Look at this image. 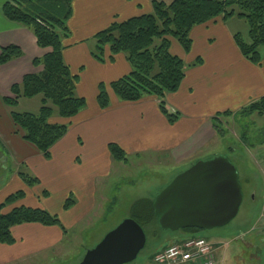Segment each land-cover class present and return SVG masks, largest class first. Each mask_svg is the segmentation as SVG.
<instances>
[{
	"label": "crops",
	"instance_id": "0c3cea01",
	"mask_svg": "<svg viewBox=\"0 0 264 264\" xmlns=\"http://www.w3.org/2000/svg\"><path fill=\"white\" fill-rule=\"evenodd\" d=\"M6 1L0 0V49L15 44L24 53L0 65V205L21 191L24 196L5 210L22 205L43 208L58 215L63 227L39 222L15 225L14 242H0V264H33L41 254L63 253L68 229L92 214L99 215L96 210L102 207L99 197H103L98 186L113 169L110 143L119 144L127 154L161 152L189 161L217 136L214 118L218 120V114L242 109L264 96V46L260 49L262 63L251 62L234 38L237 33L247 36L246 21L218 17L192 29L189 53L176 39L171 41V53L187 65L180 88L165 98L168 110L178 115L175 122L169 121L155 95H145L139 101L121 100L110 84L129 74L132 67L124 53L111 59L109 48L105 50V61L96 59L92 54L95 35L115 21L151 13L152 0H73L63 55L79 75L77 94L86 98L87 105L71 119L67 134L46 157L24 138L4 99L15 97L12 86L22 83L26 74L42 72L43 66H35L34 59L42 58L51 48H41L29 28L4 15ZM159 1L170 4L174 0ZM100 83L108 86L110 105L106 109L100 108L97 101ZM25 99L29 98H21L16 110L37 113L42 95L30 98L32 104L27 106L35 107L33 110L21 109ZM52 121L68 120L55 112ZM22 171L39 183L27 185L20 175ZM70 196L75 203L65 209Z\"/></svg>",
	"mask_w": 264,
	"mask_h": 264
},
{
	"label": "trees",
	"instance_id": "16d2710c",
	"mask_svg": "<svg viewBox=\"0 0 264 264\" xmlns=\"http://www.w3.org/2000/svg\"><path fill=\"white\" fill-rule=\"evenodd\" d=\"M152 3L151 13L121 22L115 21L95 35L96 46L92 54L96 59L105 61V50L109 48L111 59L124 53L132 67L129 74L110 84L112 91L121 100L139 101L145 95H155L169 121L175 122L178 115L168 110L165 98L168 93L180 88L187 65L180 56L171 53V41L176 39L184 51L189 53L192 49V29L218 17L224 20L237 17L246 21L247 36L237 33L235 41L248 60L255 64L262 63L260 49L264 46V0H174L170 4L152 0ZM72 5L73 0H8L2 8L8 19L26 26L34 33L41 48H51L42 58L34 59L35 66H43L42 72L26 74L22 83L12 86L15 97L4 99L24 138L46 157H50L52 147L67 134L71 119L87 105L86 98L77 94L79 75L71 70L63 55V39L70 34L68 20L72 15ZM23 53L18 45L2 46L0 65L21 57ZM98 88V104L100 108L106 109L110 105L108 86L100 83ZM38 95H42V101L37 113L16 110L21 98L30 99ZM56 111L68 121L53 122L52 117ZM241 113L248 116L263 115L264 96L244 106ZM109 150L114 160L128 162V154L119 144L110 143ZM20 175L29 186L39 183L37 178L25 171L20 172ZM23 196V192H17L0 205L1 243L14 242L12 228L18 224L39 222L63 227L58 215L43 208L22 205L8 211L4 209ZM154 199H139L132 205V218L144 229L154 222L159 225ZM74 203L73 196L68 197L65 209ZM181 231L189 234L188 237H196L201 229L185 228ZM180 240H172L156 252Z\"/></svg>",
	"mask_w": 264,
	"mask_h": 264
},
{
	"label": "rangeland",
	"instance_id": "374dc122",
	"mask_svg": "<svg viewBox=\"0 0 264 264\" xmlns=\"http://www.w3.org/2000/svg\"><path fill=\"white\" fill-rule=\"evenodd\" d=\"M30 100L25 99L21 109H35ZM217 118H214L217 136L192 160L182 162L161 152H129L127 163L113 159L112 175L98 186L103 197H99L102 207L96 210L99 215L92 214L68 229L63 253L41 254L33 264H80L90 248L132 217L131 208L137 200L154 199L193 163L218 156L227 157L237 168L243 203L230 223L201 229L196 235L217 244L216 264H264V114L248 116L239 109L231 115L221 113ZM145 231V248L127 264H153V256L161 246L189 235L181 230H164L156 222L147 225Z\"/></svg>",
	"mask_w": 264,
	"mask_h": 264
},
{
	"label": "water",
	"instance_id": "95a60500",
	"mask_svg": "<svg viewBox=\"0 0 264 264\" xmlns=\"http://www.w3.org/2000/svg\"><path fill=\"white\" fill-rule=\"evenodd\" d=\"M244 193L239 172L225 156L199 160L179 173L154 199L158 223L164 230L213 229L230 223L239 213ZM147 243L143 226L125 219L94 247L80 264H127Z\"/></svg>",
	"mask_w": 264,
	"mask_h": 264
},
{
	"label": "built area",
	"instance_id": "2783aa9c",
	"mask_svg": "<svg viewBox=\"0 0 264 264\" xmlns=\"http://www.w3.org/2000/svg\"><path fill=\"white\" fill-rule=\"evenodd\" d=\"M216 244L203 236L184 237L158 252L153 264H216Z\"/></svg>",
	"mask_w": 264,
	"mask_h": 264
}]
</instances>
